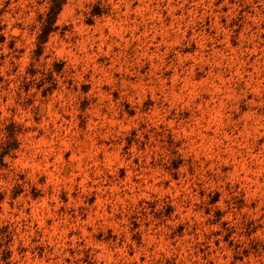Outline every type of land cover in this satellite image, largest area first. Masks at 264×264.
I'll use <instances>...</instances> for the list:
<instances>
[{"label":"clouds","instance_id":"9594fccd","mask_svg":"<svg viewBox=\"0 0 264 264\" xmlns=\"http://www.w3.org/2000/svg\"><path fill=\"white\" fill-rule=\"evenodd\" d=\"M0 264H264V0H0Z\"/></svg>","mask_w":264,"mask_h":264}]
</instances>
